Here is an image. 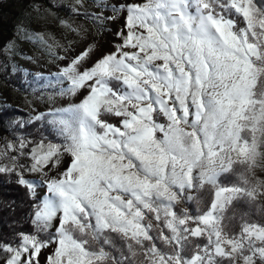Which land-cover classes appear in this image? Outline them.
Listing matches in <instances>:
<instances>
[{"label": "snow or ice", "instance_id": "6c2138e0", "mask_svg": "<svg viewBox=\"0 0 264 264\" xmlns=\"http://www.w3.org/2000/svg\"><path fill=\"white\" fill-rule=\"evenodd\" d=\"M88 3L66 7L101 31L123 26L112 50L85 49L59 70L58 96L72 99L48 124L62 142L0 149V174L34 204L31 232L0 237V264H264V223L233 231L227 215L264 196L249 175L264 160V0ZM14 48L0 44V69ZM230 173L239 183H221ZM196 190L211 193L206 207Z\"/></svg>", "mask_w": 264, "mask_h": 264}, {"label": "rangeland", "instance_id": "374dc122", "mask_svg": "<svg viewBox=\"0 0 264 264\" xmlns=\"http://www.w3.org/2000/svg\"><path fill=\"white\" fill-rule=\"evenodd\" d=\"M73 3L74 0H48V2L46 0H0V16L4 20H12L15 27L14 38L10 44L15 45L13 51H17V55L13 58L6 53L11 61L9 67L12 74H17L18 78H23L24 81H30L35 77H57L69 56H74L88 48L96 49L95 56L112 50V41L115 39L112 32L123 26V18L107 23L109 30L101 31L84 16L70 13L66 5ZM85 7L93 10L88 0H85ZM104 14L112 15L110 11ZM61 20H64L66 24H61ZM67 25H71V29ZM61 57L64 59H60ZM6 71V69H0V104H3L0 109H15L22 114L9 119L7 129L11 132L0 130V149H5L9 143L18 145L19 139L23 138L12 129L20 131L29 124L25 123L26 121H35L34 116L55 113L57 109L68 106L65 100L72 99L58 96V91L67 85L66 82L61 83L57 79H55L57 83H54L57 87L55 93L44 91L38 94H24L15 85L1 79V75ZM54 99L55 103H53ZM57 137V141L51 142H62L63 137ZM39 142L35 145L28 143V150L30 151ZM48 142L44 141L45 144ZM6 151L9 155L12 154V149H6ZM68 160L67 156L63 158L61 168L67 166ZM7 162L6 158L0 160V163ZM20 162L30 165L31 158L20 157ZM249 175L253 184L264 183V160L258 157V166L249 172ZM24 176L37 184L40 183L39 173L25 172ZM261 190L264 191V188ZM36 191L38 197L45 194L43 187L37 188ZM199 192L196 190L192 195L198 198ZM256 201L264 204V196L257 197ZM177 207H188L194 211L195 201L191 204L182 202ZM41 264H43V257H41Z\"/></svg>", "mask_w": 264, "mask_h": 264}, {"label": "trees", "instance_id": "16d2710c", "mask_svg": "<svg viewBox=\"0 0 264 264\" xmlns=\"http://www.w3.org/2000/svg\"><path fill=\"white\" fill-rule=\"evenodd\" d=\"M14 30L13 21L4 20L0 16V44L4 42L10 43L14 38ZM5 55L7 54L5 53ZM6 70L1 75V79L6 83L15 85L24 94H38L44 91L55 93L57 91V87L54 85V83H57L55 76L35 77L30 81H24L23 78H18L17 74H12L9 65ZM19 114L21 115L22 113L15 109H0V130L11 132L7 129L8 121ZM53 114L45 113L43 116L46 119L29 123L20 131L14 129L12 131L20 134L32 145L41 140L46 142L57 141L56 128L48 124V121L54 118ZM235 168L238 171H243L242 166L237 165ZM15 180L16 177L14 175L9 178L6 174H0V237H3L5 241H13L14 233L21 231L31 232L33 230L29 214L33 210L34 204L29 199L26 189L18 185ZM238 182L237 173H230L221 177V183L225 185L231 186ZM198 198L202 200L201 207L204 208L207 206V202L211 200V193L200 191ZM227 215L234 216V219L231 221L232 230L238 231L239 225L245 220L264 223V204L259 201L248 202L247 200H240L235 202L228 210Z\"/></svg>", "mask_w": 264, "mask_h": 264}]
</instances>
